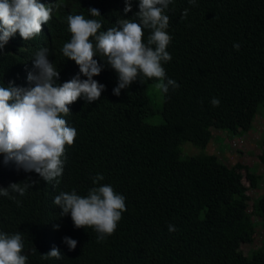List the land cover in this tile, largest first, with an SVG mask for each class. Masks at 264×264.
Instances as JSON below:
<instances>
[{"label": "trees", "instance_id": "obj_1", "mask_svg": "<svg viewBox=\"0 0 264 264\" xmlns=\"http://www.w3.org/2000/svg\"><path fill=\"white\" fill-rule=\"evenodd\" d=\"M40 2L53 6L52 18L31 40L17 32L0 50V87H33L27 76L38 74L34 60L41 48L60 73L58 84L78 75L87 79L62 53L71 39L69 15L96 19L100 32L119 27V20L139 22V0H131L127 14L125 0ZM90 8L100 16L93 17ZM164 14L172 58L162 66L179 87L161 93V123L145 121L153 112L148 84L155 79L140 76L114 95L117 73L97 53L102 71L93 79L105 88L100 99H78L62 114L77 133L65 145L62 175L45 182L14 161L4 163L0 154V188L28 184L23 196L11 189L9 196L0 195V233L21 234L26 264H264V241L248 255L240 250L257 224L264 229V188L250 210L247 194L261 175L247 165L228 166L211 153L180 157L181 143L204 148L213 129L243 135L256 114H264V0H172ZM150 34L144 29L145 43ZM261 144L258 158L264 163V132ZM98 174L104 179L94 184ZM103 184L125 197L127 210L115 232L98 241L93 228H76L70 214L61 216L54 198L73 190L86 196ZM65 237L77 241L74 250ZM54 247L61 257L42 259Z\"/></svg>", "mask_w": 264, "mask_h": 264}, {"label": "clouds", "instance_id": "obj_2", "mask_svg": "<svg viewBox=\"0 0 264 264\" xmlns=\"http://www.w3.org/2000/svg\"><path fill=\"white\" fill-rule=\"evenodd\" d=\"M172 0H139V11L135 17L139 22L123 19L119 27L100 32L102 25L96 19L83 15L67 17L70 42L63 45L62 53L75 61L80 73L71 80L58 84L59 71L48 59V49L36 53L34 67L38 74L28 73L27 79L34 84L31 88L12 86L0 87V154L4 163L14 161L17 169L35 172L45 182H51L62 175L65 145H72L76 137L75 128L69 127L62 118L70 113L69 105L83 98L92 103L101 97L105 86L94 80L102 71V65L94 57L99 53L118 76V86L113 94L119 96L121 89L128 88L138 77L143 76L158 82L155 88L167 93L169 88H178L175 80L166 77L163 62L171 60L166 50L171 41L166 29L169 17L164 14ZM195 0H189L194 3ZM124 12L132 11L131 0H125ZM60 3L55 4L59 8ZM93 17L100 16L96 8L88 9ZM53 6L40 0H0V50L17 32L25 40H31L42 32V25L52 18ZM188 10L182 13L185 18ZM144 29L150 30L144 42ZM239 49V45H234ZM214 107L219 100L213 98ZM97 175L93 183L103 180ZM59 183V181H57ZM28 184L12 183L0 188V195L9 196V189L23 196ZM54 204L69 215L76 228L91 227L98 234V241L112 235L122 213L126 211L125 197L118 194L111 185L103 184L91 188L86 196L73 190L55 196ZM56 228L59 225L55 226ZM169 231H176L169 225ZM64 242L74 250L77 241L68 237ZM24 245L20 233H0V264H26L22 255ZM42 259H59L60 250L53 248Z\"/></svg>", "mask_w": 264, "mask_h": 264}, {"label": "rangeland", "instance_id": "obj_3", "mask_svg": "<svg viewBox=\"0 0 264 264\" xmlns=\"http://www.w3.org/2000/svg\"><path fill=\"white\" fill-rule=\"evenodd\" d=\"M157 80L148 84V92L151 100L153 112L145 118L148 123H161L162 117L160 107L162 105L161 92L155 88ZM261 109H259L260 111ZM264 132V114H256L252 121V127L243 135H232L219 129L212 130V138L204 148H199L190 142L180 144V157L185 158L199 154H215L228 166L236 163L247 165L254 168L256 174L261 175V182L257 188H248L247 194L248 209H251L253 200L261 195L264 188V163H262L258 155L262 151L261 136ZM243 183L248 186L249 182L243 178ZM256 220V217L254 218ZM264 241V229L257 224L255 233L249 241L243 242L240 245V250L243 254L248 255L253 250L261 246Z\"/></svg>", "mask_w": 264, "mask_h": 264}]
</instances>
